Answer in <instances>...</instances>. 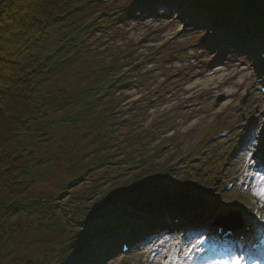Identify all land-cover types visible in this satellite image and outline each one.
Masks as SVG:
<instances>
[{
  "label": "rangeland",
  "instance_id": "obj_1",
  "mask_svg": "<svg viewBox=\"0 0 264 264\" xmlns=\"http://www.w3.org/2000/svg\"><path fill=\"white\" fill-rule=\"evenodd\" d=\"M156 8V14L150 15L142 4V10L135 11L132 17L125 18L122 15L121 23L118 25L120 29L118 39H110L103 44L99 41L95 43L97 44V57L100 60H115L118 63H124L125 65L120 71L123 73H128L130 70L135 71L129 72L133 76V84L125 88L126 90L112 95L118 102L114 112L111 102L110 110L106 112L108 114L115 113V118L122 116L127 118V122L120 127L116 135L114 146L107 151L110 153L104 155V159L100 163L88 164L94 167L90 171L89 168L87 170L86 164L91 162V157L96 151H99L102 144L98 142L92 146L89 144V138L79 144L72 143L71 146L74 148L71 150L72 154H79L74 155L75 158L80 156L75 165L79 170L81 169L79 174L82 175L78 177L68 173L65 169L66 165L53 164L54 162L51 160L54 156L59 155V151L53 150L49 145H42L39 149L40 153L34 152L36 155L34 159L40 157L43 160L47 157L46 152L50 158L44 164L43 161H40L35 168L36 173H43L44 177L41 180L35 178L31 193L35 191L39 195H52L53 197L60 192L58 190L62 189L64 196L57 200L53 199L61 205L58 209H62L61 213L64 214V218L73 212L69 208L71 203L66 205L69 200L73 199H75L74 204L81 209L84 207L85 210H88V206L94 205L96 208L103 210L105 208L104 211H107L111 209L109 204L106 205L109 198L123 192L126 187L134 184V181L139 186L144 183L148 184L149 178H153L150 173L158 171L155 164L166 168L168 161L169 167L174 159L186 155L173 169L169 168L170 171H165L167 173L163 180L173 181V185L169 189L171 197L176 198L177 194L185 193L191 197H201L203 201L212 200L211 206L206 208L207 221L213 214L215 201L218 203L231 202L232 210L244 209L242 217L245 220L257 221L259 218L256 213L264 214V198L255 193L264 188V179L254 174L253 165L257 154L264 153V124L262 123L264 121V115H262L264 113V96L258 91L260 83H257L258 79L254 74L252 61H256L257 67L261 66L264 61L258 59L256 53L253 54L252 59L247 60L244 53L234 51L226 53V50H223L220 56L214 57L219 59L223 54L228 59L226 61L219 60V64L210 66L209 59L213 58L211 50L196 53L191 49L186 56H180L181 62L179 61L180 57L171 60L170 55L173 52L175 53L178 48L191 47L193 43L198 42V37L193 36L195 33L193 29L188 30L185 34H177L181 19H176V14L171 13V10L167 9L168 11H166L158 6ZM176 9L174 10L176 11ZM162 43L163 45H160ZM219 44L225 45L220 42ZM191 57H200L199 63L192 59L188 62V58ZM118 58L121 59L120 62ZM137 62L142 66L137 70H132L131 66ZM179 69L182 71L180 77L170 80L166 78ZM87 74L86 71H74L68 73L66 78L68 80L84 79ZM207 79L213 80L203 84V80ZM63 81L68 83L67 80ZM192 93L195 97L187 101L186 98ZM219 93L226 95L228 103L224 107L215 106L213 97ZM245 96V102L241 103V99ZM151 99L156 101L151 103ZM189 104L195 106L185 110L184 107ZM239 106L244 107V114H247L249 120L248 125L240 128L238 126L242 121L237 112ZM216 110L222 112L220 117L214 116ZM256 119H260L258 128L254 125ZM231 125L235 126L233 134L228 139L218 140L215 143L208 142L210 137L208 135L216 129ZM72 131L70 129L69 134H72ZM79 132L83 133L84 131L80 130ZM144 132L149 135H144ZM143 136H147V145L145 144V146L141 145V141H145ZM163 145L168 148L163 149ZM136 148L140 151L135 153L133 150ZM155 149L160 150V153ZM193 154H199L201 160L192 161ZM135 157L138 159L136 160ZM128 163H134L136 168L128 170L126 167ZM239 175L248 179L249 187L236 185L232 191L225 192L222 185L228 182L232 183V179ZM69 181L72 184L64 189L65 183ZM139 186L135 191L140 189ZM177 186H183L186 189L185 191L183 188L176 189ZM86 194L91 195V199H83ZM139 197L144 198L143 193ZM175 198H172V201H175ZM130 208L134 212L129 216H135L138 211L135 208L134 210L133 206ZM104 211H100L98 216L102 215ZM177 212L182 213V211ZM217 213L215 212V214ZM94 217H88L83 223L84 227H87L89 220ZM77 222L80 223V219H69L72 230L75 227V229L79 228ZM160 236H156L155 246L144 244L132 249L127 254L116 251L109 257L107 254H111V251L107 250L106 254L104 248L98 247L99 244L91 241L90 246L81 245L79 247L82 248L81 256L76 257V264H86L88 260L87 264H94L96 260H99L97 264H173L176 260L175 251L170 249V245L163 243L169 236H161V238ZM197 237L195 236V238ZM102 238H106V236ZM193 243L196 245L195 248H199L197 239H194ZM157 246L161 247V250L157 256H154L153 250L156 251ZM169 252L171 253L168 254ZM69 256L67 264H73L75 257L72 254ZM212 262L211 259H208L206 262L192 263L211 264Z\"/></svg>",
  "mask_w": 264,
  "mask_h": 264
},
{
  "label": "trees",
  "instance_id": "obj_2",
  "mask_svg": "<svg viewBox=\"0 0 264 264\" xmlns=\"http://www.w3.org/2000/svg\"><path fill=\"white\" fill-rule=\"evenodd\" d=\"M135 1L0 0V264H65L69 253L78 256L79 247L89 243L90 235L69 224L70 218H82L85 208L71 203L73 212L64 218L62 210L51 207V196L31 193L43 173L37 172L30 185L26 179L42 145L58 150L51 161L66 165L71 174L79 171L75 165L80 159L72 154V143L87 138L92 146L100 142L90 161L114 146L113 136L95 135L100 123L114 116L106 113L113 98L98 102L93 96L125 64L100 60L95 43L108 34L118 39L117 20L131 16ZM139 1L145 7L183 1L193 18L207 24L238 13L234 19L246 44L264 35V0ZM74 71L88 74L68 80ZM46 155L43 164L50 158ZM158 173L151 174L160 180L163 170Z\"/></svg>",
  "mask_w": 264,
  "mask_h": 264
},
{
  "label": "snow or ice",
  "instance_id": "obj_3",
  "mask_svg": "<svg viewBox=\"0 0 264 264\" xmlns=\"http://www.w3.org/2000/svg\"><path fill=\"white\" fill-rule=\"evenodd\" d=\"M256 56L261 61H264V46H262L256 53ZM257 196L264 198V188H261L258 192L255 193ZM232 204L231 202H221L218 203L215 207V211L227 215L232 211ZM256 216L259 218L261 222H264V214L262 213H256ZM264 226V225H262ZM196 245H192V248H190L188 251L190 252L192 249H194ZM185 255H188V252H185ZM222 264H243V257L239 255H232L229 259L222 261Z\"/></svg>",
  "mask_w": 264,
  "mask_h": 264
},
{
  "label": "bare ground",
  "instance_id": "obj_4",
  "mask_svg": "<svg viewBox=\"0 0 264 264\" xmlns=\"http://www.w3.org/2000/svg\"><path fill=\"white\" fill-rule=\"evenodd\" d=\"M212 80H213V79L203 80L202 83H203V84H207L208 82H212ZM203 84H202V85H203ZM226 104H227V103L224 101L223 103H221V107H222V106L224 107ZM158 253H159V250H158V251H157V250H156V251L153 250V255H154V256H157Z\"/></svg>",
  "mask_w": 264,
  "mask_h": 264
}]
</instances>
